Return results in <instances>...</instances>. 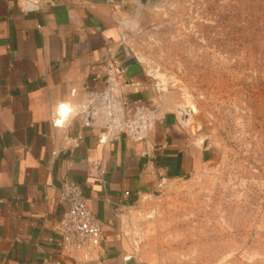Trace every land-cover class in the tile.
<instances>
[{
    "label": "crops",
    "instance_id": "1",
    "mask_svg": "<svg viewBox=\"0 0 264 264\" xmlns=\"http://www.w3.org/2000/svg\"><path fill=\"white\" fill-rule=\"evenodd\" d=\"M138 11L135 0H0V264H74L52 242L65 182L101 224L103 256L86 264H143L122 211L213 154L128 48Z\"/></svg>",
    "mask_w": 264,
    "mask_h": 264
},
{
    "label": "rangeland",
    "instance_id": "2",
    "mask_svg": "<svg viewBox=\"0 0 264 264\" xmlns=\"http://www.w3.org/2000/svg\"><path fill=\"white\" fill-rule=\"evenodd\" d=\"M128 48L213 150L122 211L143 264H264V0H158Z\"/></svg>",
    "mask_w": 264,
    "mask_h": 264
},
{
    "label": "built area",
    "instance_id": "3",
    "mask_svg": "<svg viewBox=\"0 0 264 264\" xmlns=\"http://www.w3.org/2000/svg\"><path fill=\"white\" fill-rule=\"evenodd\" d=\"M121 73L117 62L107 61L104 65L106 90L102 93L105 105L114 103L110 95L113 90V77ZM126 106V103H122ZM88 117L86 123H88ZM94 176L103 174L101 166L95 164ZM58 202L65 207L60 219L53 225L55 244L60 256L74 264L99 262L103 256L102 228L97 218L89 211L79 185L63 183L58 189Z\"/></svg>",
    "mask_w": 264,
    "mask_h": 264
},
{
    "label": "water",
    "instance_id": "4",
    "mask_svg": "<svg viewBox=\"0 0 264 264\" xmlns=\"http://www.w3.org/2000/svg\"><path fill=\"white\" fill-rule=\"evenodd\" d=\"M158 0H135L139 9L145 7L146 5H150L153 2H157Z\"/></svg>",
    "mask_w": 264,
    "mask_h": 264
}]
</instances>
